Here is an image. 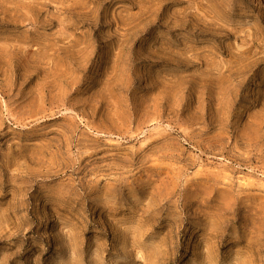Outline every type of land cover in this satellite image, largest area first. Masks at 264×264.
Returning a JSON list of instances; mask_svg holds the SVG:
<instances>
[{
	"label": "rangeland",
	"instance_id": "374dc122",
	"mask_svg": "<svg viewBox=\"0 0 264 264\" xmlns=\"http://www.w3.org/2000/svg\"><path fill=\"white\" fill-rule=\"evenodd\" d=\"M0 264H264V0H0Z\"/></svg>",
	"mask_w": 264,
	"mask_h": 264
}]
</instances>
